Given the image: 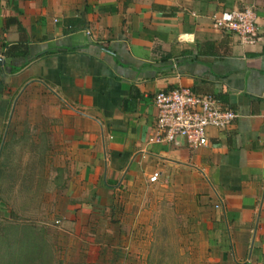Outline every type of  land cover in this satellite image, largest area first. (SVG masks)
<instances>
[{"label":"crops","instance_id":"crops-1","mask_svg":"<svg viewBox=\"0 0 264 264\" xmlns=\"http://www.w3.org/2000/svg\"><path fill=\"white\" fill-rule=\"evenodd\" d=\"M243 7L253 45L215 25ZM0 59V215L44 259L151 264L165 204L173 264H264V0H0ZM178 88L235 119L155 142L153 96Z\"/></svg>","mask_w":264,"mask_h":264},{"label":"built area","instance_id":"built-area-1","mask_svg":"<svg viewBox=\"0 0 264 264\" xmlns=\"http://www.w3.org/2000/svg\"><path fill=\"white\" fill-rule=\"evenodd\" d=\"M255 15L250 7L232 11L225 20L215 22L219 30L236 35L240 45H253L258 39ZM156 110L154 140L172 143L180 138L187 147L196 149L207 145V130L226 129L235 119V114L223 108L210 95H196L188 89L178 88L158 92L153 96ZM156 177L149 179L154 182Z\"/></svg>","mask_w":264,"mask_h":264},{"label":"rangeland","instance_id":"rangeland-1","mask_svg":"<svg viewBox=\"0 0 264 264\" xmlns=\"http://www.w3.org/2000/svg\"><path fill=\"white\" fill-rule=\"evenodd\" d=\"M9 199L6 198L7 203L5 205L7 207L11 206ZM173 217L170 207L164 204L159 209L158 214L152 218L153 243H151L149 250L151 264H173L177 261L176 234L174 233L176 230L174 226L177 223ZM29 222L31 221L25 220L24 225L20 224V226L19 221L15 220L11 214L7 215V218L0 215V264H56L57 260L48 262L44 259V255L47 256L51 252L48 246L41 253L42 255L40 254L42 261H30L36 257L37 254L34 256V253H37V248L42 243H40V236L37 235L36 238L33 234H29L34 232L29 230ZM51 250L53 251L54 247Z\"/></svg>","mask_w":264,"mask_h":264},{"label":"trees","instance_id":"trees-1","mask_svg":"<svg viewBox=\"0 0 264 264\" xmlns=\"http://www.w3.org/2000/svg\"><path fill=\"white\" fill-rule=\"evenodd\" d=\"M15 48H8V50H7V52H6V54H12V52H10V50H14ZM73 51V48H56V49H53V50H51V51H48L46 54H60V53H66V52H72ZM25 53H26V51L24 52V50L23 51H21L20 52V55L21 56H23V55H25ZM16 55V54H15ZM18 55H19V53H18ZM16 70L15 69H12L11 70V72H15ZM44 249H45V247L43 246V245H41V246H39L38 248H37V253H34V256L36 255V257L35 258H33L32 260H30V261H35V260H37V261H42V257L40 256V254L44 251ZM42 255V254H41ZM33 256V255H32ZM44 262H45V260H44ZM25 264V263H24Z\"/></svg>","mask_w":264,"mask_h":264},{"label":"water","instance_id":"water-1","mask_svg":"<svg viewBox=\"0 0 264 264\" xmlns=\"http://www.w3.org/2000/svg\"><path fill=\"white\" fill-rule=\"evenodd\" d=\"M2 62H3V61L0 59V66H1Z\"/></svg>","mask_w":264,"mask_h":264}]
</instances>
